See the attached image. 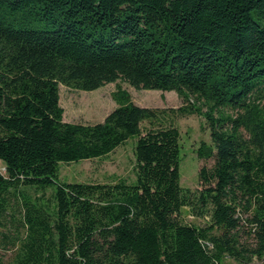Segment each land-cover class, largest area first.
<instances>
[{"label": "trees", "instance_id": "obj_1", "mask_svg": "<svg viewBox=\"0 0 264 264\" xmlns=\"http://www.w3.org/2000/svg\"><path fill=\"white\" fill-rule=\"evenodd\" d=\"M118 80L203 117L198 188L166 110L118 89L103 122L63 121L59 85ZM129 140L132 183L59 180ZM0 164V264H264V0H0Z\"/></svg>", "mask_w": 264, "mask_h": 264}, {"label": "rangeland", "instance_id": "obj_2", "mask_svg": "<svg viewBox=\"0 0 264 264\" xmlns=\"http://www.w3.org/2000/svg\"><path fill=\"white\" fill-rule=\"evenodd\" d=\"M118 89L128 93L130 101L139 107L167 111L164 123L166 125L172 123L178 128L181 136L180 184L183 188H198L199 169L203 166L210 168L213 165L212 158H199L197 155L201 143H210L209 129L200 115L179 116L168 112L169 109H177L183 105V100L173 91L137 90L119 80L88 92L59 85V103L64 111L63 121L70 124L91 125L103 122L105 117L118 106L114 98ZM133 149L134 140H129L105 157L60 164L59 180L64 183H114L118 180L132 183L134 181ZM0 172H4L1 164ZM183 218L186 222L201 223L189 215L187 210H184ZM7 228L10 230L9 235L14 233L10 224ZM0 256L7 261L11 254L5 252L0 245Z\"/></svg>", "mask_w": 264, "mask_h": 264}]
</instances>
